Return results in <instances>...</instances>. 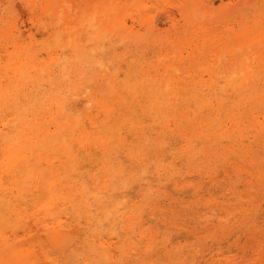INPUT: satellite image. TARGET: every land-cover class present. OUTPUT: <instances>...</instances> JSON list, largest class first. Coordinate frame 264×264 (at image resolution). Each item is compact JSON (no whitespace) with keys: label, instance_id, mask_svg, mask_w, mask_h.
Returning <instances> with one entry per match:
<instances>
[{"label":"rangeland","instance_id":"374dc122","mask_svg":"<svg viewBox=\"0 0 264 264\" xmlns=\"http://www.w3.org/2000/svg\"><path fill=\"white\" fill-rule=\"evenodd\" d=\"M34 1L33 6L31 0H0V30H25L19 43L30 45L39 59L49 61L53 54L59 56L65 48L63 43L67 37L61 29L65 21L59 19L56 34H51L50 18L41 13L40 0ZM84 3L88 14L80 22L82 38L94 55L95 69L111 72L128 88H139L138 83L146 70L151 69L155 74L153 65L169 51L166 45L177 42L179 55L176 57L186 67L190 78L187 95L176 100L175 116L158 113L155 118L142 110L141 104H135L131 96L123 99L129 103L127 117L114 109L105 115L93 104L94 99L102 100L98 89H94V97L87 103L90 90H71L62 80L60 83L66 88L52 87V91L61 96L68 115L79 119L80 125L84 122L88 133L112 136V153L105 155L94 144L80 147L74 141L71 145L74 162L67 169L58 161L52 146L47 145L48 130H55L48 108L50 103L47 102L43 109L37 101L33 105L27 96L20 95L18 104L33 106L34 114L29 118H36L41 128L36 131L40 150L33 149V154L28 152L29 157L41 154L39 159V156L33 158L38 159L36 168L40 173L38 182L31 184L27 180L18 188L15 178L0 168V199L8 203L10 211L6 216L8 225L3 230L7 244L17 241L24 248L33 249L36 264H73L75 259L77 264H257L256 260H264V218L259 219V225L249 220L250 215L260 213L261 210L254 208L263 200L255 196L254 191L244 193L251 169L249 157L241 154L244 151L242 143L254 153L264 152V142L258 139L264 127V106L248 115L244 127L240 123L233 126L222 117V124L216 125L221 135L213 142L218 152L212 160L203 153V142L210 140L203 132L195 134L201 116L209 117L212 122L215 120L218 98L223 99L227 107H242L235 109L237 113L245 111L232 87L222 81L225 74L216 58L222 55V60H226V56L219 52L216 16L226 24L224 27L222 23L217 25L218 29L234 27L226 29L228 37L235 35V30L241 26L236 10L244 7L253 18L261 20L264 29V0H191L189 4L186 0H146V6L132 7L122 16V36L107 29L110 20L108 26L98 25L96 18L91 17V13L97 11L95 4ZM84 3L76 4L73 13L78 14ZM187 6L190 10L185 13ZM7 41L3 37L0 41L2 65L7 62L5 47H9L8 51L14 48L12 42ZM261 53L264 57V45ZM260 66L264 68V61ZM2 79L5 84V77ZM42 88L50 87L44 82ZM158 98L164 107L168 106L165 93ZM211 102L215 104L212 108ZM149 103V100L142 102ZM5 111V115L0 114V129L6 130L14 123V128L18 129L12 111L9 108ZM78 128V131L82 129L79 125ZM182 131L191 134L184 139ZM14 132L13 129L9 131ZM129 149L137 156L130 158ZM2 158L0 149V162ZM47 160H51L61 174L70 172V181L77 178L76 187H82L85 196L98 195L89 175L100 177L103 162L112 166L118 176L113 182L115 197L107 194L106 199L117 202L120 209L134 219L129 222L121 216L114 220L111 217L102 219L94 212L76 211L77 199L82 197L77 195L72 200V190L65 189L57 205L61 221L58 225L49 212L41 209L45 199L42 172L51 167ZM77 171L82 176L76 175ZM141 177L144 183L138 180ZM84 215L90 218L89 223ZM139 217L144 221L142 232L133 223ZM1 227L0 224V231ZM54 227L67 237L62 248L49 245L46 229ZM181 229L184 232L180 233ZM69 241L73 250L66 245ZM81 244L92 247V252L80 248ZM246 257L253 258L246 262Z\"/></svg>","mask_w":264,"mask_h":264},{"label":"bare ground","instance_id":"6f19581e","mask_svg":"<svg viewBox=\"0 0 264 264\" xmlns=\"http://www.w3.org/2000/svg\"><path fill=\"white\" fill-rule=\"evenodd\" d=\"M31 1L34 6L36 2L34 0ZM86 1L95 4L97 13H91V17L96 18L97 24L101 27H105L108 26L107 22L110 20V27L107 29L110 30L111 33L114 32L121 36L124 33L122 30L124 24H121L122 16L132 7L146 6V0H40L41 13H44L45 16L49 17L51 20L48 24L52 28L51 34H56L58 29L57 22L59 19H64L65 21L63 25L61 24L62 32H64L67 37L63 43L65 48L62 49V53H60L59 56L53 54L54 56L52 55L49 61L39 59L38 56L31 51L30 45L19 43L20 38L22 36L24 37L25 30L23 32L20 30H12V28L6 31L4 29L0 30V41L3 37L11 41L14 47L12 51H8L9 47H5L7 62L4 65H2L1 60L3 56L0 57V70L4 69L2 72L4 75L0 73V114L5 115V109L9 108L14 114V119L17 120L16 123L18 124V129L14 128L15 123L6 130L0 129V149L3 153L0 168L3 172L9 173L15 178L14 181L18 185V188H20L22 182L24 183L27 180L31 184L38 182L36 180L40 171L37 170L36 164L37 160L41 157L40 153L35 155V157L39 156L38 159H33L35 158L34 155L32 157L28 155V152L33 154V149H36L37 152L40 150L41 142L39 141L36 131L41 128L36 118H29V115L34 114L33 106H30V104L29 106L18 104L20 95L27 96L29 101L32 100L31 102L33 105L35 101H37L43 109L47 102L50 103L48 108L51 119L54 121L55 130H48L50 139L47 145H51L54 152L58 154V161H60L64 169L70 168L74 162V154L71 146L74 141H76L80 147L94 144L99 147L105 155L112 153L110 146V138L112 136L102 133H88L84 122L80 125L78 124L80 121L79 119L72 116V114L68 115L66 106L62 103L63 100L61 96L52 91V87L57 89H61V87L66 88L65 84L61 85L60 82L62 80L66 81L65 83L71 90L77 92H80L82 89L90 90V97L87 99V103L91 102V98L94 97V89H98L102 100L94 99L93 104L96 109L102 111L105 115L109 114V112L114 109L120 112V115L127 117L130 113H127L129 103L123 99L126 96H131V98H134L135 104H141L142 110L155 118H157L158 113H168L171 116H175L176 100H181L187 95V81L190 78L188 74H186V67L182 65L180 60L176 57L179 55L177 42H174L172 46L171 44L166 45L169 51H167L164 57L160 56L161 58L153 65L155 74L152 73L151 69L146 70V74L143 75V78H141L138 83L140 84L139 88H128L122 83L119 77H116L111 72L95 69L94 55L87 46L86 40L82 38L81 32L80 22L88 14V11L84 10V2ZM186 2L189 4L191 0H186ZM79 3H84V5L80 7V12L78 14H74L75 5ZM2 10L5 9L2 8ZM189 10L190 7L187 6L185 13H188ZM236 12L240 15L238 22L241 26L235 30V35L229 37L228 33L226 34V29L229 28L233 30L234 27L218 29L217 25L222 22L218 21L220 18L216 16V39L219 40V52L226 56V60H222L221 55L216 58V61L220 67H222V71L225 74V77L222 78L223 83L232 87L233 94L240 98L243 107H245V111L237 113L235 109L240 110L242 107L239 108L237 105H234L233 108L227 107L224 100L218 98L215 120L212 122V119L209 117H200L199 127L195 134L203 132L206 138L210 140L209 143H207V141L203 142V153L209 160H212L218 152L213 142L221 135L216 125L218 124L220 126L222 124V117H225L233 126L240 123L241 126L244 127L245 121L249 120L248 115L250 113L255 114L258 108L264 106V68H260V64L264 61V57L261 53V48L264 45V29L262 27V22L257 17L253 18L246 7L236 10ZM221 26L224 27L226 24L222 23ZM62 55L64 59L61 60L60 58ZM113 73H115V70ZM2 77H5V84L2 82ZM56 77L58 80L55 81L54 78ZM44 82L49 84V89L45 90L42 88ZM138 89L142 90L141 93L137 92ZM163 93L168 97V106L166 107L162 105V100L158 98V96ZM139 94L141 97L137 98ZM144 100H149L150 103L144 105L142 104ZM214 105V103H210L211 108ZM86 114H89L88 110ZM89 118L93 119L92 117ZM92 123H95V121L93 120ZM4 124L8 123L4 121ZM78 125L82 128L80 131H78ZM12 129L15 131L13 134L9 133ZM181 133L184 139H187L191 134V132L187 133L185 131ZM225 134L226 136L229 135L226 131ZM66 135L68 136V142H66ZM258 139L264 142V127ZM242 146L244 147V151L242 150L243 152H241V154L245 157H249V169H251L249 171L250 177L244 184V193L247 194L248 192L254 191V195H257V197L260 196L263 200L262 203L255 205L254 208L256 210H261L260 213L250 215L249 217V220L259 225V219L264 218V152H262V154L254 153L251 151L252 148L245 147L244 143H242ZM128 156L133 158L137 155L129 149ZM47 162H49L48 165H51V167L48 170L41 171L44 176L42 186L45 190V199L41 209L49 212L54 222L58 225H61V221L57 205L65 189L72 190V200H75L77 195L82 197V199H77L78 204L75 205L77 206L75 209L76 211L85 210L86 213L94 212V215H100L102 219L111 217V219L114 220L116 216H121L128 222L134 219L133 216L121 210L117 202L111 203L106 199L107 194L114 196L113 182L118 178L112 166L106 165L103 162L101 166L103 173L100 177L94 174L89 175L92 186L98 195L90 194L85 196L86 192L83 188L76 187L77 178L70 181L69 178L72 176L70 172L64 173L65 175L61 174V172L57 171V167L52 164L53 162L51 160H47ZM75 174L82 176V173L79 171ZM64 177L67 179L64 180ZM138 180L140 183L145 182L144 177ZM214 209L216 210V208ZM9 212L8 203L0 199V224L2 225V230L0 231V264H36V256L33 249L30 247L24 248L17 241L13 244H7V239L4 236L3 230L8 225L6 216ZM209 216L211 215L209 214ZM84 218L87 223L90 222L88 215H84ZM140 218L141 217L134 220L133 223H135L139 231L142 232L145 228L144 221ZM46 230V237L49 240V245H52L54 248H60L67 239L64 233L60 232L55 227ZM182 232H184V230L180 231V233ZM180 235H177V237ZM66 245L73 250L72 242L69 241ZM259 247L260 246H258V248ZM80 248L86 249L87 253L92 252V247L83 246L81 244ZM212 248L215 249L214 247ZM43 251L45 252V250ZM75 257L77 258V256ZM252 258L253 257H246L245 261L248 262L250 259L252 260ZM77 263L78 260L75 259L73 264ZM256 263L264 264V260L260 261L258 259Z\"/></svg>","mask_w":264,"mask_h":264}]
</instances>
